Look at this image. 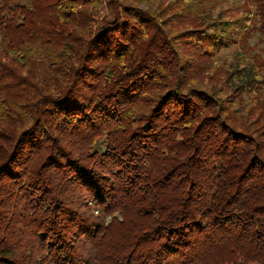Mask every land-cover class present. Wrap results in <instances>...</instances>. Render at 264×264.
I'll return each mask as SVG.
<instances>
[{"label":"trees","instance_id":"trees-1","mask_svg":"<svg viewBox=\"0 0 264 264\" xmlns=\"http://www.w3.org/2000/svg\"><path fill=\"white\" fill-rule=\"evenodd\" d=\"M214 6L0 0V264H264V0Z\"/></svg>","mask_w":264,"mask_h":264},{"label":"rangeland","instance_id":"rangeland-1","mask_svg":"<svg viewBox=\"0 0 264 264\" xmlns=\"http://www.w3.org/2000/svg\"><path fill=\"white\" fill-rule=\"evenodd\" d=\"M225 0H209V2L213 3L215 6L213 7V12L215 13L216 10L218 9V7L220 6L221 2H223ZM228 1H231L233 5L236 4V1H239V2H242V0H228ZM234 15H239L238 12H235ZM252 15V12L251 14ZM173 30H177V29H173ZM249 44L253 46V49L255 52H259L260 50L262 51L263 47H262V44L259 42L258 40V36H257V33L254 32L251 37L249 38ZM237 46V47H236ZM236 46H232V47H229V48H225L223 49L221 52H220V55L221 56H225V55H229L231 53H233L234 51L237 50L238 48V45ZM262 56H264V51L260 53Z\"/></svg>","mask_w":264,"mask_h":264}]
</instances>
